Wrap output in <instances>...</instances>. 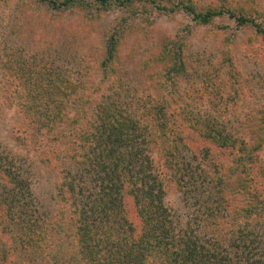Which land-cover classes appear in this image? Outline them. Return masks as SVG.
I'll list each match as a JSON object with an SVG mask.
<instances>
[{
    "label": "rangeland",
    "instance_id": "374dc122",
    "mask_svg": "<svg viewBox=\"0 0 264 264\" xmlns=\"http://www.w3.org/2000/svg\"><path fill=\"white\" fill-rule=\"evenodd\" d=\"M158 3L140 1L123 7L115 1L100 6L87 0L84 7H59L39 0H0V156L9 158L11 174L20 181L10 182L0 171L4 237L10 221L17 219L22 198L27 201L26 208L41 218L55 213L60 203L56 186L62 171L74 177L81 187L67 195L71 210L79 198L86 203L95 191L87 188L93 182L85 181L87 174L75 166L70 150L56 151V138L36 132L25 118L16 97L20 85L13 78L7 82L11 75L5 62L46 61L50 68L86 80L85 86L94 90L100 73L92 71L90 62L101 58L110 35L118 36L114 40L118 60L113 62L112 73L116 80L104 82L100 91L111 95L127 90L126 97L117 96L121 106L140 105L148 98L149 102L170 104L168 108L190 110L205 118V123L224 127L236 135L243 134L251 116L264 107V44L248 40L254 37L251 26H238L226 14L215 16L210 23L197 24L179 6L170 11L169 2ZM218 4L235 7L236 12L239 8L251 10L254 21L264 26V0H213L212 5ZM201 9L198 6L197 10ZM161 44L175 51L181 47L185 67L176 80L157 86L154 69L143 70L141 63L156 53ZM204 143L199 136L190 145L204 147ZM49 152L57 158L53 166L41 159ZM259 155L264 164V147ZM196 177L195 193L188 196L172 186L163 194L165 217L172 222L174 233L179 232L182 238L187 235L208 250L214 247L218 256L225 255L234 264H264V176L258 197L242 191L239 184H234V177L224 176L220 187ZM17 190L22 195L20 199L15 194ZM9 195H14L13 199ZM119 195L125 217L138 229V196L128 188ZM95 217L93 228L111 225L118 229L112 213L98 212ZM209 255L212 254L207 259Z\"/></svg>",
    "mask_w": 264,
    "mask_h": 264
},
{
    "label": "trees",
    "instance_id": "16d2710c",
    "mask_svg": "<svg viewBox=\"0 0 264 264\" xmlns=\"http://www.w3.org/2000/svg\"><path fill=\"white\" fill-rule=\"evenodd\" d=\"M39 1L56 4V0ZM92 1L100 6L115 1L130 7L140 1L159 4L162 0ZM165 1L170 3V11L179 6L197 24L210 23L215 16L226 14L236 25L252 27L254 37H248L249 41L264 44V26L254 21L251 10L239 8L236 12L235 7L212 5L213 0ZM85 4L87 0H58L56 5L84 7ZM198 6L202 8L200 11ZM117 37L110 35L101 58L90 62L92 71L100 73L94 90L85 86L86 80L50 68L46 61L5 62L11 75L7 82L13 78L20 85L16 97L25 118L36 132L56 138V151L70 150L75 166L87 174L85 181L93 182L87 188L95 191L86 203L79 198L71 210L67 195L81 187L74 177L62 171L56 186L60 203L53 215L41 218L26 208L27 201L16 186L15 194L22 198V203L17 206V219L10 221L5 237L6 229L0 219V264H222L223 260L225 264H234L229 257L218 256L214 247L208 250L187 235L182 238L179 232L174 233L172 222L165 217L162 197L172 186L188 196L195 193L196 176L203 182H215L216 187H220L224 176L234 177V184H239L242 191L258 197L264 176L259 155L264 147V107L251 116L243 134L236 135L224 127L205 123V118L193 115L190 110L168 108L170 104L149 102L148 98L140 105L121 106L117 96L126 97L127 90L120 88L122 91L111 95L100 91L110 79L116 80L112 73L113 62L118 60L114 48ZM141 65L143 70L153 68L155 84L163 86L176 80L183 71V50L179 47L175 51L161 44ZM199 136L206 142L204 147L195 144V148L191 147V142H197ZM55 156L49 152L41 159L53 166L57 161ZM9 168V158L0 156L1 173L10 182L20 183ZM125 188L138 196L135 202L141 224L136 230L120 207L119 194ZM9 196L11 200L14 195ZM98 212L112 213L119 231L111 225L93 228ZM123 226L128 229L124 230ZM208 254H212L211 260L206 258ZM202 256L205 259L201 260Z\"/></svg>",
    "mask_w": 264,
    "mask_h": 264
}]
</instances>
